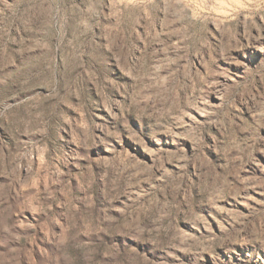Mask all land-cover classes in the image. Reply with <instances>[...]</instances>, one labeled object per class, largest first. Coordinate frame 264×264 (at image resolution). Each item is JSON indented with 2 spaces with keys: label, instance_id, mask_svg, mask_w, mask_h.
Masks as SVG:
<instances>
[{
  "label": "rangeland",
  "instance_id": "obj_1",
  "mask_svg": "<svg viewBox=\"0 0 264 264\" xmlns=\"http://www.w3.org/2000/svg\"><path fill=\"white\" fill-rule=\"evenodd\" d=\"M108 4L0 0V264H83L75 252L58 259L56 245L33 250L45 188L88 207L66 219L123 264H264V0ZM153 78L176 100L121 112ZM66 117L113 132L126 123L138 137L107 136L100 156L93 145L70 165L106 174L121 193L108 207L91 181L77 191L71 179L67 197L55 182L48 151L70 140Z\"/></svg>",
  "mask_w": 264,
  "mask_h": 264
},
{
  "label": "clouds",
  "instance_id": "obj_2",
  "mask_svg": "<svg viewBox=\"0 0 264 264\" xmlns=\"http://www.w3.org/2000/svg\"><path fill=\"white\" fill-rule=\"evenodd\" d=\"M111 6L112 0H109V9ZM108 15H111L110 11L108 12ZM262 80H264V77H262ZM149 89H156V91L150 93ZM165 96L168 97L167 100L164 99ZM145 97L147 102H145ZM132 99V105L128 108L122 107L121 112L139 110L141 107L144 109H156L157 105H160L162 108H167L176 100V97L174 93L172 95L168 94V91L163 88V85L158 78H153V82L148 84H144L141 80L136 86V91L132 94ZM69 107H72V105L69 104ZM179 110L182 111V109ZM117 118L119 119V117ZM65 124L67 127L64 128V131L69 133L70 140L64 141V138L61 137L57 143H62L63 148L58 150L56 145L52 144L48 151L49 168L52 175L56 178L55 182L61 184L64 195L67 197L72 192L73 188L70 183L71 179L83 181L78 184L77 191H79L80 188H85L86 191L90 189L91 183H88V181H91L96 185L95 194L97 198L101 201V204L104 207H108L109 205L105 202L118 198L121 193L116 190L115 185H109L107 183L106 174H102L99 177H86L83 175L82 169L80 174L74 176L70 165L76 164L79 166L80 160L90 156L87 151L82 150L89 149L93 147V145L97 146L95 154L100 156L105 151L104 146L108 143L107 136H120L123 134L125 136L131 135L138 139L136 133L132 128L128 127L126 123L120 132H113L100 124H86L83 119L73 122L71 118L66 117ZM93 128H101L104 135L97 138L92 132ZM97 140H99L98 144ZM39 143L44 145L51 144L52 142L49 137L45 136L39 141ZM73 144L76 146L73 147ZM68 153H72V155L70 156ZM65 167H68V173L66 175L64 173ZM62 176L64 177L63 180L60 179ZM43 191L48 197L44 201L45 206L41 209L44 216L39 218L36 225H29V227L38 228L39 232L43 234V239L39 244L35 245L33 249L34 251L39 252L40 254H46L50 245H56L61 251V257H58V259H67L72 252H75L76 256L83 261V264H123L122 254L118 250H110L107 244L104 246H90L81 243V240L85 238L83 236V224H77L70 219H66L67 216L71 215L72 217L79 216L80 219L83 220L90 211L88 207L77 209L75 205L71 204L67 199L52 197L48 188H45ZM91 199L92 196L91 193H89V195L85 196L84 202L90 204ZM51 204H59L60 210L54 211L50 206ZM64 209H67V211ZM45 240L47 243L44 242ZM32 243L33 239L32 237H29L25 247ZM121 243H123V241H121ZM129 243H131V241H129Z\"/></svg>",
  "mask_w": 264,
  "mask_h": 264
}]
</instances>
